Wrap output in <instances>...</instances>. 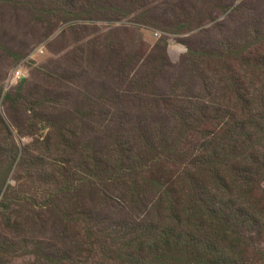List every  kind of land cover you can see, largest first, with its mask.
I'll list each match as a JSON object with an SVG mask.
<instances>
[{
    "label": "rangeland",
    "instance_id": "374dc122",
    "mask_svg": "<svg viewBox=\"0 0 264 264\" xmlns=\"http://www.w3.org/2000/svg\"><path fill=\"white\" fill-rule=\"evenodd\" d=\"M263 38L264 0H0V235L13 243L5 264H49L37 239L58 241L52 264H138L129 254L118 263L117 244L124 242L103 234L99 254L91 244L73 246L60 229L73 227L76 210L67 215V208L88 188L44 177L66 152L76 164L80 149L98 150L120 132L113 116L127 111L148 141L158 129L154 154L177 161L193 148L185 123L210 110L187 98L203 96L206 83L218 95L224 88L203 78L204 59L197 55L194 63L189 44L205 48L209 59L227 51L232 70L245 61L247 82L264 94V58L253 47ZM215 71L227 75L220 65ZM228 87L237 94V83ZM57 130L69 142L66 152ZM27 153L43 161L27 165ZM146 167L147 186L153 174L162 180L156 162ZM81 219L76 227L90 235L98 219Z\"/></svg>",
    "mask_w": 264,
    "mask_h": 264
},
{
    "label": "trees",
    "instance_id": "16d2710c",
    "mask_svg": "<svg viewBox=\"0 0 264 264\" xmlns=\"http://www.w3.org/2000/svg\"><path fill=\"white\" fill-rule=\"evenodd\" d=\"M253 47L263 60L264 38ZM205 51L188 46L194 63L197 55L204 59L202 67L209 76L203 78L211 83L210 77L216 79L224 88H218V95L206 83L203 96L187 98L188 103L210 110L195 123H185L193 148L177 161L154 154L158 129L148 141L141 135L143 124L129 111L113 116L120 132L107 136L98 150L80 149L76 164L63 148L69 145L65 133L57 130L67 159L54 163L44 179L63 188L82 181L88 188L81 202L67 208V215L76 210L70 215L73 227L60 229L62 235L73 237V246L91 244L90 251L99 254L103 234L124 242L117 244L118 263L129 254L138 264H264V94L247 82L245 61L232 70L234 60L224 59L227 51L210 53L212 59ZM218 65L227 75L215 71ZM230 82L237 83V94L228 87ZM187 152L196 155L185 156ZM23 160L32 166L43 161L29 153ZM147 161L156 162V174L162 178L153 174L151 186L144 179ZM82 216L98 219L90 235L76 227L82 226ZM28 222L22 228L16 223L18 231ZM12 246L0 235V264H5ZM60 248L56 240L36 242L49 264ZM11 252H18V247L14 245Z\"/></svg>",
    "mask_w": 264,
    "mask_h": 264
}]
</instances>
